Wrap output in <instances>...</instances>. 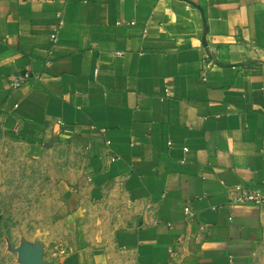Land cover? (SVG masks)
<instances>
[{"label":"crops","instance_id":"1","mask_svg":"<svg viewBox=\"0 0 264 264\" xmlns=\"http://www.w3.org/2000/svg\"><path fill=\"white\" fill-rule=\"evenodd\" d=\"M0 129L84 153L61 264H264V0H0Z\"/></svg>","mask_w":264,"mask_h":264},{"label":"rangeland","instance_id":"2","mask_svg":"<svg viewBox=\"0 0 264 264\" xmlns=\"http://www.w3.org/2000/svg\"><path fill=\"white\" fill-rule=\"evenodd\" d=\"M85 174L79 144L58 140L30 149L0 129V264H25L23 246L38 249L46 264H61L79 235L92 241L115 226L68 203Z\"/></svg>","mask_w":264,"mask_h":264},{"label":"built area","instance_id":"3","mask_svg":"<svg viewBox=\"0 0 264 264\" xmlns=\"http://www.w3.org/2000/svg\"><path fill=\"white\" fill-rule=\"evenodd\" d=\"M59 25H56L52 28L50 37L54 43L57 38V31ZM120 53V52H116ZM30 78V73L27 70H18L11 73L7 77V84L10 90L16 89L24 85ZM109 140H106V143L109 144ZM244 203H255V204H264V184L260 185H240L236 187L235 191L232 192V196L229 201V205L235 204H244ZM185 213H190L188 207L184 208Z\"/></svg>","mask_w":264,"mask_h":264},{"label":"water","instance_id":"4","mask_svg":"<svg viewBox=\"0 0 264 264\" xmlns=\"http://www.w3.org/2000/svg\"><path fill=\"white\" fill-rule=\"evenodd\" d=\"M22 255L24 256L25 264H46L42 258L41 254L36 248H31L23 246L20 248Z\"/></svg>","mask_w":264,"mask_h":264}]
</instances>
